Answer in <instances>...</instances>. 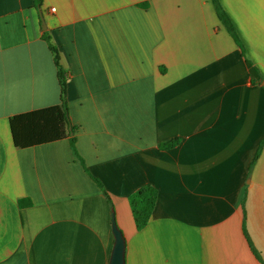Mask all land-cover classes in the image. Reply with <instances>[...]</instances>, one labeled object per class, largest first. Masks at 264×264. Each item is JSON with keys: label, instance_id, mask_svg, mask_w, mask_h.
<instances>
[{"label": "crops", "instance_id": "obj_1", "mask_svg": "<svg viewBox=\"0 0 264 264\" xmlns=\"http://www.w3.org/2000/svg\"><path fill=\"white\" fill-rule=\"evenodd\" d=\"M219 1L245 56L212 0H0V264H108L112 215L126 264H264V0ZM44 32L84 165L13 143L11 116L60 101Z\"/></svg>", "mask_w": 264, "mask_h": 264}, {"label": "trees", "instance_id": "obj_2", "mask_svg": "<svg viewBox=\"0 0 264 264\" xmlns=\"http://www.w3.org/2000/svg\"><path fill=\"white\" fill-rule=\"evenodd\" d=\"M33 1L35 7L39 9L41 6V0ZM212 3L215 7V11L219 20L225 26L235 43L239 45L242 54L245 56L243 45L238 37L236 29L229 15L225 11L219 0H212ZM42 38L47 42L48 48L52 53L53 60L56 66L57 77L60 86V101L58 104L53 106L40 108L11 116L9 118V125L11 129L13 143L15 147L26 148L34 145L44 144L68 138L73 155L79 159L82 165H84L83 160L77 153L76 149V138L74 135L76 127L71 124L69 117L66 93V71L60 64L58 49L54 44H52L50 35L47 32H44ZM178 142V139L166 141L160 143L159 148H173L178 144ZM263 150L264 139L259 144L256 155L250 164V169H252ZM104 195L106 196L107 200L109 201L112 207V202L109 195L105 191ZM157 198V189L152 185H144L129 196V205L137 230L143 229L149 222L151 214L157 203ZM20 202L22 203V201ZM24 204L29 205L30 201L24 200L23 205ZM243 232L250 244L251 249L253 250L255 255L261 260L259 254L254 250L252 244L248 239L245 226V213L243 218Z\"/></svg>", "mask_w": 264, "mask_h": 264}, {"label": "water", "instance_id": "obj_3", "mask_svg": "<svg viewBox=\"0 0 264 264\" xmlns=\"http://www.w3.org/2000/svg\"><path fill=\"white\" fill-rule=\"evenodd\" d=\"M42 20V26L45 28V23L43 17L40 16ZM111 231L113 235V246L109 257L108 264H126L125 251H126V241L123 236L122 231L117 226L114 215H112L111 221Z\"/></svg>", "mask_w": 264, "mask_h": 264}, {"label": "built area", "instance_id": "obj_4", "mask_svg": "<svg viewBox=\"0 0 264 264\" xmlns=\"http://www.w3.org/2000/svg\"><path fill=\"white\" fill-rule=\"evenodd\" d=\"M52 10H54V9H52Z\"/></svg>", "mask_w": 264, "mask_h": 264}]
</instances>
